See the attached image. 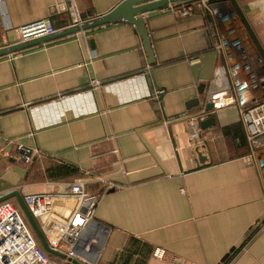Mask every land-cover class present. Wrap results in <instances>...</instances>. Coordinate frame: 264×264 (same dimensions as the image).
Listing matches in <instances>:
<instances>
[{
	"label": "crops",
	"instance_id": "crops-1",
	"mask_svg": "<svg viewBox=\"0 0 264 264\" xmlns=\"http://www.w3.org/2000/svg\"><path fill=\"white\" fill-rule=\"evenodd\" d=\"M121 1L0 0V46L18 42V28L33 21L50 17L59 29ZM230 1L264 55V0ZM145 17L153 66L127 22L0 57V196L31 192L34 177L73 165L79 173L58 181L85 180L97 197L94 218L109 226H86L78 246L85 264H178L174 257L186 264H264V187L256 163L243 160L250 148L239 108L209 111L199 142L188 130L187 117L205 110L219 60L210 18L199 11L179 17L169 6ZM141 75L157 98L122 102L118 89L129 92L131 82H118L143 85ZM87 93L97 112H67L62 122L33 129L30 106L73 94L82 105ZM198 97L200 105L192 106ZM210 117L215 123L203 127ZM19 145L30 150L29 162ZM157 247L164 258L154 256Z\"/></svg>",
	"mask_w": 264,
	"mask_h": 264
},
{
	"label": "built area",
	"instance_id": "built-area-1",
	"mask_svg": "<svg viewBox=\"0 0 264 264\" xmlns=\"http://www.w3.org/2000/svg\"><path fill=\"white\" fill-rule=\"evenodd\" d=\"M169 8L179 17H188L199 11L210 18L214 48L217 50L219 60L206 93L205 104L207 102L213 104L210 112L227 106L239 108L250 148V152L243 160L246 163H256L264 187L263 53L254 41L241 13L230 0H193L170 4ZM56 30V24L50 17L33 21L18 28L19 41L50 34ZM15 54H10L11 59ZM141 77L143 85L136 81L133 83L132 78L118 82H123L121 84L124 86V82L130 81L129 92L121 91L117 85L113 86L117 82L102 83L92 80L91 85L102 86L108 90L118 89L122 102L157 98V93L150 91L149 81L143 75ZM77 100L78 97L73 94L66 96L62 101L30 106L33 129L58 124L62 122L67 112H73L75 117H80L98 111L89 93L84 95L82 105H79ZM208 112L205 109L187 117L188 130L193 141H201L200 121ZM19 148L23 150L25 161L29 162L30 150L22 145H19ZM24 199L49 245L60 251L58 246L64 239H72L70 243L74 245L75 240L83 234L87 223L94 218L97 197L89 193L85 180L70 184L45 180L34 182L33 190L24 193ZM153 254L162 259L166 250L157 247ZM67 256H76L84 263L86 261L82 256L75 255L71 249ZM173 262L186 264L179 257H174ZM0 264H63L43 247L20 206L11 201L6 202V211L0 217Z\"/></svg>",
	"mask_w": 264,
	"mask_h": 264
},
{
	"label": "water",
	"instance_id": "water-1",
	"mask_svg": "<svg viewBox=\"0 0 264 264\" xmlns=\"http://www.w3.org/2000/svg\"><path fill=\"white\" fill-rule=\"evenodd\" d=\"M190 1H193V0H122L113 9H111L110 11L104 14H101V15H98V16H95L89 19L80 20L79 22H74L69 26L59 28L55 32L50 33V34H43V35L32 37L28 40L18 41L15 43H9V44L0 46V57L7 56L13 53H19L29 48H32V47H35V46H38V45H41V44H44L50 41L65 38V37L77 34L78 32H86V31H89V30H92V29H95L101 26H105V25H108L114 22H127L129 24H132L139 31L147 57H148V62L151 66H153L156 63V58L154 55V49H153L152 42L150 39V34H149L148 27H147L145 15L151 11L158 10L160 8L169 6L170 4H178V3L190 2ZM155 86L159 90H161V88L157 86L156 84ZM202 87L203 86L199 88V94L204 93V90L202 89ZM200 103H201V99L199 97L191 102V104H193L192 106H196V105L198 106L200 105ZM205 109L206 111H211L213 109V104L210 102H207ZM211 123L212 124L215 123L214 117H210L202 121L203 127H206V125H210ZM12 198H15L17 200V203L20 206L23 212V215L25 216V218L27 219V221L30 223L31 227L35 231L43 247L49 253H51L55 257L65 260L67 264H85L82 261L78 260L76 256H67L66 253L60 252L52 248L49 245L43 231L41 230L39 226L37 219L35 218L31 210L29 209L27 203L25 202L24 194L21 190L14 189L0 196V204ZM88 223L90 225L92 224V226L97 225L104 229L109 228L108 225L96 220L95 218L91 219ZM80 238L75 240V244L71 247V250H73L74 254L77 256H82L81 253L78 251V246L80 242L84 239L83 238L80 239ZM66 240L69 242L73 241L70 238H67ZM227 258L228 256L226 255L223 258L224 261ZM86 264H96V262L94 259H91V262L86 263Z\"/></svg>",
	"mask_w": 264,
	"mask_h": 264
},
{
	"label": "trees",
	"instance_id": "trees-1",
	"mask_svg": "<svg viewBox=\"0 0 264 264\" xmlns=\"http://www.w3.org/2000/svg\"><path fill=\"white\" fill-rule=\"evenodd\" d=\"M79 173L76 166L69 164H60L47 169V177L53 180H65Z\"/></svg>",
	"mask_w": 264,
	"mask_h": 264
},
{
	"label": "rangeland",
	"instance_id": "rangeland-1",
	"mask_svg": "<svg viewBox=\"0 0 264 264\" xmlns=\"http://www.w3.org/2000/svg\"><path fill=\"white\" fill-rule=\"evenodd\" d=\"M45 180H53V179H50L48 177L42 179H39L38 177H34V180H32V182L45 181ZM53 181H58V180H53ZM58 249L60 250V252L67 254V252H69L71 249V243L64 239L58 246Z\"/></svg>",
	"mask_w": 264,
	"mask_h": 264
}]
</instances>
